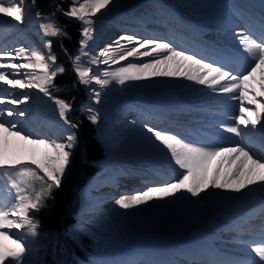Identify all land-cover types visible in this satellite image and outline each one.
<instances>
[{"label": "bare ground", "instance_id": "6f19581e", "mask_svg": "<svg viewBox=\"0 0 264 264\" xmlns=\"http://www.w3.org/2000/svg\"><path fill=\"white\" fill-rule=\"evenodd\" d=\"M231 1L113 0L107 8L101 9L91 17L92 39L83 49L87 55L81 53V41L84 39L81 36L75 57L78 55L81 57L80 66L90 68V75L100 76L102 79L105 71L126 66L128 62L149 61L151 57L139 59L130 57L128 61H121L120 64H105L103 63L105 57L95 54L94 51L100 48L102 52L110 46L113 49L116 48L117 45H111L110 42L119 35L116 30L121 27L126 28L123 24L129 21H138L149 29L161 31V36L167 34L172 37L191 39L190 32L194 30L197 35L200 34L199 38L210 44L213 43L217 47H229L235 39H238L236 34L230 33L237 29L233 27L243 22L253 27L249 19H244L235 4L230 5ZM25 2L27 0H23L25 15L22 22H17L0 13V53H14L20 48L31 50L32 48L28 46L31 36L36 37L39 42L45 39L34 26L35 9L26 7ZM261 2L264 4V0ZM234 11H238L240 15L233 14ZM9 21L11 23H8ZM79 23L82 26L80 21ZM44 43L42 48L47 58L49 53L53 52V48ZM33 49L40 51L37 47ZM235 56L237 59L243 56L242 67L238 68L240 71L247 70L249 62L244 59L246 54H235ZM55 58L57 64L59 60L56 56ZM94 59L98 62L92 63ZM259 81L260 75L257 73L255 81L249 83V90L258 100H264V96L258 95ZM84 87L88 93L83 109L89 112L90 116L97 117L94 125L108 144L107 152L111 160H108L105 170L90 180L81 192L82 203L78 214L80 227L90 230L100 238L106 250H110V247L114 246V240L119 237V234L114 232L116 228L123 226L128 230L138 229L143 245L135 257H125L118 264H187L188 260L197 259H204L205 264L218 262L213 259L218 251L214 250L211 240L217 233L224 230L231 220H237L240 213L247 212L253 202L260 199L257 198L258 195L264 196V187L259 183L251 185L249 189L240 193L222 188H209L207 192H202L200 197H191L188 193H177L176 196L166 197L163 200L153 199L147 204L128 210L119 208L116 200L142 193L151 187L162 186L178 178L174 170V162H170L169 156L165 154L166 150L162 151V146L158 147L159 142L155 141L154 137L145 138L144 128L137 118L138 114L154 111L178 115L181 111H190L189 118L192 121L208 122L206 124L217 126L220 123H233L229 117L237 114L238 101L211 93L206 86L195 84L183 77H151L141 81H128L123 86L113 80L103 88L92 81ZM10 91H14L17 98L24 93L30 95V100L25 104L0 105L3 108H14L25 112L23 117L9 118L18 121L22 132L30 134L31 129L42 127L49 133L40 138L67 143V135L71 133L70 126L59 117V109L54 100L45 97L37 89H10ZM97 92L100 93L99 102H97ZM174 95H178L184 101L185 104L181 103L184 110H173L177 107V100L173 99ZM245 103L247 104V100ZM194 105L197 109L193 110ZM248 107L260 111L261 116L264 117V110L262 113L259 103L250 104ZM246 115L255 119L251 111ZM31 117L36 123L30 120ZM67 118L70 121L69 113ZM255 131L264 133L260 125H257ZM214 132L223 135L225 144H228V140L231 144L239 142L236 136L223 133L221 127ZM9 141V147L15 148L16 152H26L28 155L42 152L15 138L10 137ZM249 166H251L250 162ZM217 169H220V182L223 183L230 171L226 157L218 156L211 161L208 165L209 176H213ZM164 170L175 177L155 183L157 176L154 174ZM123 180L127 182L121 183ZM138 180L143 185H138ZM115 182H118L117 186L112 188L110 185ZM122 187H127V191L118 193V189ZM189 224H195V226L188 229ZM183 230L186 233L182 241H177L179 243L173 244L165 239L169 234L179 235ZM97 251L101 252V249ZM116 251L117 254L122 253L118 249ZM234 251L245 260L254 257V253H251L247 246L234 247ZM219 252H222L221 255L224 258L230 257L229 252L228 254L226 251ZM105 259L106 255H102L101 260ZM218 264L224 263L219 261Z\"/></svg>", "mask_w": 264, "mask_h": 264}, {"label": "snow or ice", "instance_id": "6c2138e0", "mask_svg": "<svg viewBox=\"0 0 264 264\" xmlns=\"http://www.w3.org/2000/svg\"><path fill=\"white\" fill-rule=\"evenodd\" d=\"M112 2L113 0H83V2L73 0L69 10L63 13L82 23L84 39L81 41V53L83 55H87L83 49L92 39L91 17L101 9L107 8ZM0 13L17 22H22L24 18V10L15 3V0H7V2L0 0ZM36 16L39 17L40 13H36ZM260 25L261 33L258 38L248 30L236 33L237 50L246 54L244 59L249 62L248 69L242 73L234 74L221 64L177 50L168 41L139 39L133 35L119 38L128 42L127 44L117 41L116 48L110 46L101 52L100 55L105 57L103 63L120 64L121 61H128L130 57L134 59L151 57L149 61L128 62L126 66L105 71L102 79L100 76L90 75L91 69L81 67L79 63L81 57L79 55L75 57V71L79 82L84 85L95 81L103 88L113 80L123 86L128 81H141L151 77H183L195 84L206 86L211 93L238 101L237 114L229 117L233 123L220 125L223 133L241 138L237 143L222 145L196 143L186 141L177 134L148 127L147 131L152 134L155 141L159 142L158 147L162 146L161 150H166L165 154L169 156L170 162H174V170L178 178L162 186L151 187L142 193L116 200L119 208L132 209L147 204L153 199L163 200L166 197L176 196L177 193L200 197L201 193L207 192L209 188H222L240 193L258 183L264 187V150L258 154L250 143H245V140L254 134L257 125L264 129V117L261 116L260 111L248 107L250 104L259 103L260 109L264 110V100H258L249 90L250 81H255L259 73L260 95L264 96V12L261 14ZM40 27L46 36L66 35L54 22L42 23ZM47 43L51 45V41ZM97 62L95 59L92 61V63ZM21 69L25 71L21 72ZM63 71L62 67L56 66L55 56L49 53L46 58L36 49L20 48L14 53H0V105L5 103L20 105L30 100L29 94L24 93L17 98L16 93L10 89H37L45 97L54 100L59 109V117L66 125L75 128L76 125L67 118L71 105L64 100L56 99L50 91L55 87L54 78ZM99 96L100 93L97 92V102ZM249 111L255 119L246 115ZM23 116H25L23 110L0 107V237L14 245L9 247L6 243H0V264L5 262L27 264L25 254L28 249L25 240L22 236L13 237L10 231L5 230H24V235L32 237L38 235L39 222L30 215V212H38L45 207V201L51 197L53 190L61 187L71 162V150L76 146L77 140L74 133L67 135V143L33 137L21 131L17 120L9 119ZM89 119L92 123L97 122L95 115L90 116ZM10 137L41 150L42 159L39 161L33 159L30 164L22 163L10 154ZM218 156L226 157L230 170L223 183L220 182V169H217L211 177L208 174V165ZM241 243L247 245L251 253H254V257L246 260H231L227 264H264V237L259 241H241Z\"/></svg>", "mask_w": 264, "mask_h": 264}, {"label": "trees", "instance_id": "16d2710c", "mask_svg": "<svg viewBox=\"0 0 264 264\" xmlns=\"http://www.w3.org/2000/svg\"><path fill=\"white\" fill-rule=\"evenodd\" d=\"M33 1L42 13H53L52 20L66 33L58 34L51 44L64 71L56 76L52 88V95L64 100L70 105L77 106L82 94H79L78 83L71 69V58L78 45L80 30L78 26L63 17V13L70 5V0H29ZM55 8L50 10L49 8ZM66 57V62L62 60ZM78 150L71 158L67 175L61 187L54 189L50 198L45 201V207L38 212H30L38 222V235L33 237L31 245L37 255V261L32 264H62L61 236L74 223L76 211L77 190L96 172V165L102 160L103 148L97 143L90 124L80 116H74ZM84 241V239H81ZM83 242V248L73 245L74 255L80 260H86L83 250L88 248ZM26 260V259H25ZM29 264V263H27Z\"/></svg>", "mask_w": 264, "mask_h": 264}, {"label": "rangeland", "instance_id": "374dc122", "mask_svg": "<svg viewBox=\"0 0 264 264\" xmlns=\"http://www.w3.org/2000/svg\"><path fill=\"white\" fill-rule=\"evenodd\" d=\"M70 5L67 7V10H69L70 6L72 5L73 3V0H70ZM232 2V1H231ZM231 2H230V5H231ZM26 7H31L32 9L34 8V12L38 11L39 9H37V7L35 6L34 3H32L31 1H28V4ZM50 10H53L55 8H49ZM66 10V11H67ZM42 13V12H41ZM63 17L71 22H74L79 30H80V39H81V36H82V26L80 25L79 21L77 19H74L73 17H69V16H65L63 15ZM47 18H51V20H54L55 21V15L52 13H49L48 17H42V19H40L39 22L36 23V20L34 22V26L36 29L39 30V33L42 34L40 32V30L42 31L40 25L42 23H48L49 22V19ZM43 38H45V43L47 46L48 45V41L46 39V35L43 33L42 35ZM55 37V36H53ZM80 42V40H79ZM78 46H79V43H78ZM50 47H52L50 45ZM78 51V50H77ZM40 52L42 54H45V51H41ZM51 55L55 56L54 53L52 52ZM76 55V54H75ZM66 57H62V60L64 62H66ZM56 66H59L61 67L60 65L56 64ZM73 71H74V74H75V79L76 81L79 83V86L81 88V90L83 91V94L85 96V100L87 99L86 96H87V91H86V88L84 87L83 84H81L79 82V79L77 77V74H76V71H75V66H74V59H73ZM60 73H58L57 75H59ZM56 78V77H55ZM54 78V80H55ZM54 80H53V83H54ZM258 94V92H257ZM259 95V94H258ZM260 96V95H259ZM83 106H84V103L82 102L81 105L78 107V110L76 111L77 113H74V114H77V115H81L83 116L87 121H89V123L94 127V129L96 130V125H94L95 123H92L91 120L89 119L90 115H89V112H85L84 109H83ZM69 113V119L71 121V123L75 124V120L72 118L73 117V111H72V108L71 110L68 112ZM262 113H263V110H262ZM264 115V114H263ZM70 132L71 133H74L75 136H76V132H75V128H72L70 127ZM100 133V132H99ZM100 137L101 139L106 143V147H105V151L106 153L105 154H108L107 152V142L105 141V139H103V137L101 136L100 134ZM77 138V137H76ZM97 140L100 144H103L101 139L99 138L98 134H97ZM76 149V150H75ZM78 150V141L76 140V146L73 148L72 150V156L75 152H77ZM9 151H10V154L14 155L16 158H18L22 163H31L33 159H36L37 161L41 160L42 159V152L41 153H37L36 155H28L26 152H16L17 150L13 147H9ZM75 151V152H74ZM72 156L70 157V161H71V158ZM109 160H111L109 158ZM108 162V161H107ZM107 162H105L104 164H102V171L105 170V167H107ZM33 167H36V165H32ZM101 171V172H102ZM100 172V173H101ZM42 174V173H41ZM66 174H67V171H66ZM66 174H65V177H66ZM65 177L63 178V181L65 179ZM62 181V183H63ZM78 212L80 210V207H81V203H82V197H81V194H79L78 196ZM78 212L76 214V224L73 228H70V230L68 231V237L70 240L74 241L75 244L78 246L80 243L78 242L79 241V236L77 235H81L82 237H84L85 239H87V241H89L90 243H92V251H93V256H92V264H95V263H98L97 261H99V257L101 258L102 255H106L107 257H116L117 252L116 249H118L119 251H128V250H134L136 249L138 246L140 247L142 244H143V239H141L140 237V231L138 229H126L124 228L123 226L120 227L119 229H115V233L119 234L118 238L116 240H114V246L113 247H110V250H106L105 248V245L104 243L101 241L100 238H98L94 233H92L90 230H87V229H83L82 227H80L79 223H78ZM195 224H189L188 225V229H192V227H194ZM201 226V225H199ZM197 226V227H199ZM122 230V231H121ZM124 230V231H123ZM5 231H10L12 234H13V237L15 236H22V238L25 240L26 242V245H27V252L25 254V259L28 260V262L30 264L34 263L37 261V255L35 254V251H33L32 247H31V240L33 239L32 236H29V235H24V230H17V229H11V230H5ZM14 231V232H13ZM182 233H180L179 235L177 234H169L168 236L165 237V239H167L168 241H170L171 243L173 244H176L177 241H182L183 240V237L185 236V230L181 231ZM121 236V237H120ZM177 242V243H179ZM0 243H6L8 244L9 247H14V245H11L10 241H4L2 237H0ZM132 248V249H131ZM101 249V252L97 251V250H100ZM139 249V248H137ZM106 251V252H105ZM71 252V245H70V242L66 239V242H63V245H62V253L64 256H69ZM99 252V253H98ZM65 259V257H64ZM5 264H7V262H5Z\"/></svg>", "mask_w": 264, "mask_h": 264}]
</instances>
